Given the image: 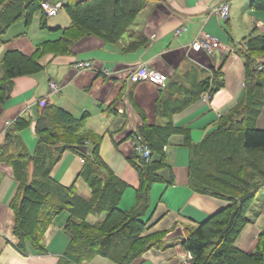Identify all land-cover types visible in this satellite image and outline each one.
<instances>
[{
	"label": "crops",
	"instance_id": "obj_1",
	"mask_svg": "<svg viewBox=\"0 0 264 264\" xmlns=\"http://www.w3.org/2000/svg\"><path fill=\"white\" fill-rule=\"evenodd\" d=\"M225 1L229 2L231 12L227 20H222L217 8ZM251 3L252 0L151 1L118 43L106 44L97 37L84 38L74 43L68 55L44 56L40 61L44 65L42 72L14 79L12 93L0 103V264H74L65 259L71 242L65 231L70 217L67 211L56 215L47 229L44 254L22 253L14 236L16 218L12 202L19 182L12 164L3 160L2 148L8 146L7 135L18 126V121L26 120L29 124L21 126L17 135L22 149L32 157L36 155L39 137L35 127L49 107L61 108L77 120L85 118V130L102 137L100 154L104 162L114 176L126 184L118 205L123 212L136 205L140 186L139 175L131 161L138 144L134 132L142 125L139 111L146 115L148 125L163 126L169 122L180 131L168 139L164 148L168 168L158 172L161 181L151 186L149 208L141 218L147 225L144 236L157 232L166 235L160 247L148 250L132 264L187 263L190 255L183 246V239L229 205L226 200L192 189L190 163L193 147L202 145L218 128L221 119L246 100L252 81L248 79L245 59L239 51L246 42L245 37L264 36V11L253 9ZM41 18V13H37L29 26L19 21L0 37V86L5 77L6 52L18 50L31 56L45 41L61 38L63 29L70 24V20H64L61 25L48 22L45 32L46 28L40 26ZM178 30H182L180 34ZM202 33L219 39L221 49L213 54L192 50V42ZM79 61L91 62L94 69L77 70L74 66ZM143 65L168 75L165 88L149 82H131L135 70ZM216 71H221L224 85L211 94V100H203V94H210L209 91L200 96L196 94L204 81L214 78ZM51 83L57 85L58 92L52 91ZM112 105L116 113L107 112ZM256 120L258 129L264 130V106ZM8 148L14 151L16 145ZM80 150L88 152L90 149ZM81 158L71 150L65 151L51 168L50 175L64 187H75L77 193L88 200L91 190L81 177L85 167ZM160 159V155L155 154L154 160ZM33 169V163H29L30 176ZM172 178L174 183L170 184ZM92 217L96 221H92ZM247 217L250 222L235 245L252 254L264 231V188ZM104 219L105 214L88 217L90 223ZM80 264L114 262L96 256Z\"/></svg>",
	"mask_w": 264,
	"mask_h": 264
},
{
	"label": "trees",
	"instance_id": "obj_2",
	"mask_svg": "<svg viewBox=\"0 0 264 264\" xmlns=\"http://www.w3.org/2000/svg\"><path fill=\"white\" fill-rule=\"evenodd\" d=\"M43 1L49 0H0V37L19 21H25L29 26L37 13H41V28L48 27V16L41 4ZM63 1L62 9L69 16L70 24L63 29L61 38L45 41L31 56L18 50L5 53L0 103L12 93L15 78L32 76L44 70L40 62L44 56L68 55L74 43L87 37L116 44L151 1L161 0ZM251 7L264 11V0H252ZM245 39V45L239 52L245 59L248 79L252 81L246 100L221 119L218 128L206 137L202 145L192 149L189 185L196 192L226 200L229 205L183 239L184 248L193 256L191 264H264V231L260 233L252 254L239 250L235 245L250 222L247 217L249 210L264 188V163L243 158V155L264 158V130L258 129L256 120L264 106V36ZM221 75V71H216L214 78L201 84L196 95L219 91L224 85ZM114 106L107 108V112L116 113ZM139 115L142 125L134 135L151 150L152 156L150 161H146L135 149V157L131 161L139 175L140 186L136 205L127 212L118 208L126 184L107 167L100 154L102 137L85 130V118L77 120L61 108H46L35 127L39 145L33 157L22 149L17 135L21 126L29 124V121H18V126L7 135L8 146L16 145V149L9 151L5 146L2 151L3 160L7 159L12 164L19 182L12 208L16 218V246L22 253H46L45 233L54 217L62 211L70 213L65 225V231L71 238L65 254L68 263L80 264L102 256L114 264H132L148 250L161 246L166 234L157 232L144 236L147 225L141 218L149 208L151 186L161 181L158 172L168 168L164 153L168 139L180 131L169 122L163 126L148 125L146 115L142 111ZM85 147L90 150H80ZM68 150L85 160L81 177L91 190L88 200L81 197L75 187H64L50 175L51 168ZM155 154L160 155L159 161L154 160ZM29 163L34 165L32 176L27 170ZM173 183L172 178L170 184ZM92 214H105V219L90 223L88 217Z\"/></svg>",
	"mask_w": 264,
	"mask_h": 264
},
{
	"label": "built area",
	"instance_id": "obj_3",
	"mask_svg": "<svg viewBox=\"0 0 264 264\" xmlns=\"http://www.w3.org/2000/svg\"><path fill=\"white\" fill-rule=\"evenodd\" d=\"M64 5V2H56L55 4H51L49 2L42 3V9L47 14L48 17H54L57 16ZM230 4L229 2L225 1L223 2L218 8H217V14L222 20H227L230 17ZM186 29V28H185ZM182 30H178L177 34H180ZM222 43L219 39L214 37L211 34L202 33L199 37H197L191 44V49L195 51H203L209 54H213V52H216L217 50L221 49ZM77 70H92L94 69V65L91 62H84L79 61L74 66ZM263 66L260 67L262 69ZM168 75L150 69L147 66H140L138 67L134 74L131 76V82L132 83H140V82H149L151 84H155V86L160 88H165L167 82H168ZM52 91L58 92L59 88L55 83H51ZM212 98L211 94H203L202 99L203 100H210ZM45 101H41V104L43 105ZM138 144L136 146V150L139 154L142 155V157L146 161L151 160V150L147 147L142 145L139 140L137 141ZM82 162H84V159H80ZM191 258L187 260L186 264H191Z\"/></svg>",
	"mask_w": 264,
	"mask_h": 264
},
{
	"label": "rangeland",
	"instance_id": "obj_4",
	"mask_svg": "<svg viewBox=\"0 0 264 264\" xmlns=\"http://www.w3.org/2000/svg\"><path fill=\"white\" fill-rule=\"evenodd\" d=\"M50 2H53L51 0H49ZM55 1V0H54ZM139 16V15H138ZM138 18V17H137ZM64 20H66L67 22H69V18L66 14V12L64 11V9L61 10V12L56 16V17H52V18H49L48 22L50 25H61V24H64ZM37 23L39 22V20L36 21ZM46 30H48L47 28L44 29L43 31L47 32ZM45 39H48V38H45ZM261 70V69H260ZM212 99V98H211ZM210 99V100H211ZM244 159H248V161H253V162H256V163H264V158L260 155H243ZM263 167V166H262ZM263 169V168H262ZM85 185V184H84ZM86 186V185H85ZM88 188V187H87ZM261 197V196H260ZM100 219H103V217H101ZM92 221H96L95 217H92L91 218ZM190 255V254H189ZM193 259V256L190 255V257H188V259Z\"/></svg>",
	"mask_w": 264,
	"mask_h": 264
}]
</instances>
